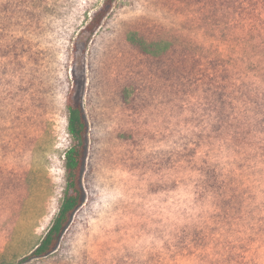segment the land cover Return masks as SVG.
Wrapping results in <instances>:
<instances>
[{
    "label": "rangeland",
    "instance_id": "1",
    "mask_svg": "<svg viewBox=\"0 0 264 264\" xmlns=\"http://www.w3.org/2000/svg\"><path fill=\"white\" fill-rule=\"evenodd\" d=\"M104 1L0 0V264H264V0H116L84 34ZM75 68L85 202L26 261L63 200Z\"/></svg>",
    "mask_w": 264,
    "mask_h": 264
},
{
    "label": "trees",
    "instance_id": "2",
    "mask_svg": "<svg viewBox=\"0 0 264 264\" xmlns=\"http://www.w3.org/2000/svg\"><path fill=\"white\" fill-rule=\"evenodd\" d=\"M116 0H105L101 9L95 12L91 22L83 30L84 34L93 35L101 26ZM85 41H80L75 48L76 53L83 56ZM142 41L138 46L149 49ZM74 85L67 99L68 132L71 137L69 149L65 153V190L58 214L46 232L39 245L25 258L26 261L44 258L54 253L60 240L72 222L73 216L85 202V191L82 184V174L88 151V121L83 108L85 86L84 68L73 70Z\"/></svg>",
    "mask_w": 264,
    "mask_h": 264
}]
</instances>
